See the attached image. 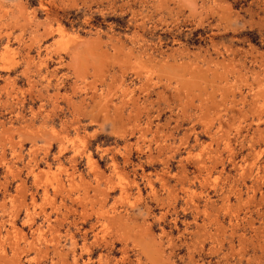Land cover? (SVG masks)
<instances>
[{"label":"rangeland","instance_id":"obj_1","mask_svg":"<svg viewBox=\"0 0 264 264\" xmlns=\"http://www.w3.org/2000/svg\"><path fill=\"white\" fill-rule=\"evenodd\" d=\"M0 264H264V0H0Z\"/></svg>","mask_w":264,"mask_h":264}]
</instances>
